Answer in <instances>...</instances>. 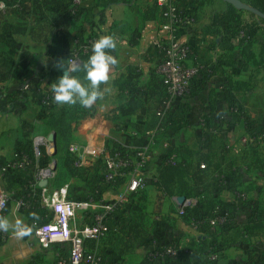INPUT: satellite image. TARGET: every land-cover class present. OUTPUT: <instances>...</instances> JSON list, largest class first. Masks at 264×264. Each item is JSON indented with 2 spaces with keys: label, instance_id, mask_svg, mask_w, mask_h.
<instances>
[{
  "label": "crops",
  "instance_id": "crops-1",
  "mask_svg": "<svg viewBox=\"0 0 264 264\" xmlns=\"http://www.w3.org/2000/svg\"><path fill=\"white\" fill-rule=\"evenodd\" d=\"M241 1L246 3L247 0ZM74 3L78 5L76 0ZM201 6L195 24L184 27L181 34L192 52L189 67L203 68L206 73L197 80L196 94L177 103L168 116L171 118L169 125L162 124L157 117L161 103L157 73L160 55L156 49L146 48L140 40L143 30L159 18L156 0H135L130 5L114 6L109 5V0H83L78 9L70 8L67 13L56 14L59 15L56 18L51 14L50 23L44 22L34 11L33 0H23L22 11L15 12L18 19L12 20L26 28L25 33L2 32L4 23L0 21V89L17 100L0 112V146L4 149L0 152V159L11 160L14 156L17 142L7 139H21L24 126L32 125L40 118L46 121L51 112L60 109L76 110L79 117L68 141L59 138L47 126V132L53 131L57 136L56 158H69L71 144L101 150L114 141L140 143L148 133L162 129L153 147L147 170L148 188L144 191L142 203L143 213L147 216L146 222L142 223L146 236L131 243L125 242L118 251L113 250L112 244L106 245L101 252L106 264H139L156 250L159 241L181 249L199 246L202 233L191 228L174 206L172 211L165 210L164 204L172 200L161 191L159 184L158 171L164 155L172 156L177 163H191L194 171L203 177L205 183L202 187L207 189L208 195L222 205L230 206L237 223H246L250 215L251 204H248L256 201L264 224V155L251 150L264 148V64L261 58L264 23L254 30L252 46L247 50L245 35L235 38L224 29L212 26L213 16L227 11L226 2L211 0ZM109 8L114 16L111 29L105 24ZM51 12L58 13V10ZM103 35L116 38L114 54L118 60L109 81L101 85L103 98L91 108L79 103H56L51 84L63 74L56 64L61 60L82 59V55L89 51V43L96 42ZM82 62L86 63L83 59ZM77 75L83 80V72ZM21 85L25 86L27 97L16 92ZM128 85L133 87L127 90ZM131 100L139 103L137 109L131 110ZM241 113L248 116L249 124ZM83 157L89 162L87 156ZM231 164L238 165L240 173L232 172ZM244 164L251 167L250 171H245ZM36 181L37 172L30 168L25 178H20L18 192H13L25 194L28 200L31 196L38 204L37 213H33V209L26 212L31 220L36 221L35 225L48 217ZM56 182L58 179L51 185L52 191L61 187ZM69 182L79 196L88 193L87 186L80 179L72 178ZM6 185L4 179L5 189ZM122 189L123 186L118 192L106 191L104 196L107 200H114ZM135 213L131 215L133 224L139 215ZM77 220L81 224L80 213ZM8 222L9 228L14 230L13 220L8 219ZM129 222L130 219L125 225L120 224L126 226ZM53 248L43 249L35 235L28 238L13 232L0 246V264L36 261L52 264L58 247L54 250L53 262H48L45 256ZM185 264L204 263L193 255ZM218 264H264V228L248 243L235 242L224 247Z\"/></svg>",
  "mask_w": 264,
  "mask_h": 264
},
{
  "label": "built area",
  "instance_id": "built-area-1",
  "mask_svg": "<svg viewBox=\"0 0 264 264\" xmlns=\"http://www.w3.org/2000/svg\"><path fill=\"white\" fill-rule=\"evenodd\" d=\"M76 2L80 6L83 4V0ZM156 3L160 9L159 18L143 30L140 40L146 48L156 49L161 58L157 73L165 91L160 100L162 110L157 115L163 120L168 118L178 102L196 94L197 80L206 73L203 68L189 67L188 60L192 52L181 34L184 27L195 24L197 8L202 3L200 0H156ZM22 4L23 0H0V15L5 16L10 8L18 9ZM105 24L108 29L114 25L111 8L106 11ZM94 43L91 41L87 50H91ZM76 61L82 63L81 58ZM1 121L0 115V124ZM36 122L40 124V121ZM161 131L148 133L146 142L141 146L114 141L109 147L98 150L88 145L71 144L70 169L78 172L75 178L87 186L89 191L84 196H79L71 183L51 190V185L58 177V160L51 155L54 144L49 140L53 131L37 134L30 143H17L11 160L0 159V219H14L20 223V214L33 209L31 196L28 200L25 194L9 192L3 186L5 176H13L19 183L20 178H25V174L33 168L37 172L36 182L42 192V206L48 214L47 219L36 225L35 236L45 250L58 246L52 264H106L101 253L87 250L86 243L105 240L110 222L121 219L125 225L129 221L133 214L132 198L148 188L147 170L152 161L155 140ZM83 156H87L89 162H85ZM93 177L108 183L123 181V189L114 200H107L104 194L95 197L88 187ZM171 200L177 214L198 232L202 233L205 223L216 228L227 221V214L223 211L203 213L198 198L177 196ZM13 202L16 208L10 216L8 212ZM79 213L81 224L77 220ZM10 237L9 230H0V246ZM191 256L193 253L188 247L181 249L159 241L156 250L139 264H185ZM210 260L217 263L219 257L214 254ZM31 264L46 263L36 261Z\"/></svg>",
  "mask_w": 264,
  "mask_h": 264
},
{
  "label": "trees",
  "instance_id": "trees-1",
  "mask_svg": "<svg viewBox=\"0 0 264 264\" xmlns=\"http://www.w3.org/2000/svg\"><path fill=\"white\" fill-rule=\"evenodd\" d=\"M135 0H109V5H130ZM211 0H200L201 3L207 2ZM246 4L259 12L262 16H259L252 12H247L241 9L234 7L231 4L227 3V11L217 13L213 16L212 26L217 29H224L230 36L238 37L241 35H245L244 42L246 43V49L248 50L252 46L253 40V32L259 26L260 23H264V0H247ZM34 11L39 13L44 22L50 23L52 20L51 14H55L54 18L59 16L63 12H68L70 8L78 9L74 0H33ZM202 6L197 8V14L195 19L198 18V13L200 12ZM52 10L57 11L51 12ZM22 6L18 9L10 8L7 11L5 16H1V20L3 21V27L1 29L2 32H7L11 34H20L25 33L26 28L16 25V22L12 19H18V16L15 15V12H21ZM59 14V15H56ZM195 20V21H196ZM31 35L34 37V33L31 32ZM91 55V50H89L86 54L82 55L83 61L87 62L88 57ZM261 58L264 64V44L261 50ZM133 86L128 85L127 90H130ZM159 90H161L160 94L163 95L165 91V86L160 78V86H158ZM21 97H27V91L25 90V86H19L16 91ZM34 94V93H33ZM17 100H15L13 95H9L4 89H0V112L7 110L9 105L14 104ZM233 99L231 100L232 103ZM131 110H135L139 107V103L131 100L130 102ZM234 108V106H233ZM162 110V104L160 103V107L157 113ZM249 124V118L245 113H241ZM79 117V112L76 110L70 111L66 109H60L56 112H51L47 117L46 121L44 118L37 119L40 121L39 125L32 126L33 130H36L38 134H48L49 130H53L59 136V138L64 141H68L70 138L75 126H77V120ZM158 117V116H157ZM159 118V117H158ZM171 123V118H165L162 120V124L169 125ZM48 126V129H47ZM28 127V125L24 126ZM24 136L27 137V134L24 133ZM146 137L142 138L140 143H132L134 145L141 146L146 142ZM252 153L255 154H263L261 151H264V148H254L251 149ZM69 151V147H68ZM46 153V152H45ZM261 160L262 158H256ZM58 160V181L60 179L68 178V180L75 178L78 175V172L70 169V161L69 158H57ZM255 160V161H258ZM253 161V160H252ZM232 172L240 173V168L236 164H231ZM245 171H250L251 167L249 165L244 164L243 166ZM159 180L161 184V191L166 192V194L170 197H187V198H198L203 213H213L216 210L223 211L227 214V221L225 224H222L216 228L210 226V224L205 223L202 230L201 239L199 240V246L190 247L193 255L197 256L199 259L203 260L204 264H218L214 263L210 260L211 255H218L220 258L221 251L224 247L228 245L235 244V242L240 243H248L253 237L257 235V233L263 231L264 224L262 222V212L258 206V203L254 201L253 203H249L250 205V215L245 224H239L235 221V216L233 214L230 206H224L216 199H212L208 195L207 189L202 187L205 183L203 177L200 175V172H195L191 163L188 162H180L177 163L172 159L170 155H164L161 159V165L159 167ZM7 183V191L9 192H18L19 186L18 182L13 176L7 175L4 177ZM124 182H106L103 179H99L97 177H93L92 180L88 183V187L95 197L102 196L106 191L118 192L119 188L123 186ZM192 185V186H191ZM144 192H141L139 195L132 198L133 205V214L138 212V218L133 224L134 217L130 218V222L126 226H121L120 221L110 222L109 224V234L107 238L103 241H88L86 243V247L88 251L92 252H102V248L106 245H111L115 251H118V247L122 246L125 242L131 243L133 240H140L146 236V232L144 229V224L146 222L147 216L143 213L142 203L144 202ZM241 199V197H238ZM36 202L32 201L33 204V213H37L39 211L38 204L34 207ZM136 207V209H135ZM138 207H141L138 210ZM115 241V242H114ZM84 264V263H83Z\"/></svg>",
  "mask_w": 264,
  "mask_h": 264
},
{
  "label": "clouds",
  "instance_id": "clouds-1",
  "mask_svg": "<svg viewBox=\"0 0 264 264\" xmlns=\"http://www.w3.org/2000/svg\"><path fill=\"white\" fill-rule=\"evenodd\" d=\"M116 47L114 36L103 35L92 45L86 63L70 59L59 61L56 67L63 74L51 84L55 102L69 105L79 103L85 108H91L98 99H102L104 91L101 85L109 81L112 68L118 63L114 54ZM80 72L84 73L83 80L77 75ZM9 226L6 219H0V230L6 231ZM15 231L20 236L29 234L27 226L19 222L15 225Z\"/></svg>",
  "mask_w": 264,
  "mask_h": 264
},
{
  "label": "rangeland",
  "instance_id": "rangeland-1",
  "mask_svg": "<svg viewBox=\"0 0 264 264\" xmlns=\"http://www.w3.org/2000/svg\"><path fill=\"white\" fill-rule=\"evenodd\" d=\"M11 1H14V0H11ZM217 5L219 6V4H217ZM220 6H221V4H220ZM0 21H1V16H0ZM1 49H2V47H1ZM34 125L37 126V125H39V123H37L35 121L32 125L29 124L28 127H25V129L23 128L21 139H20V137H15V138L7 139V140L14 141V142H17V143H19V142H25V143L27 142V143H30L32 141V139H34L36 137V135L38 134L36 130H33L32 129V126H34ZM24 133L27 134V137L24 136ZM4 134H6V133H4ZM0 139H1V137H0ZM120 143L126 144L125 142H120ZM3 150L4 149L0 146V152L3 151ZM55 157H56V155H55ZM56 183H58V185H60V186H64V185H66V184H68L70 182H69L68 178H64V179L62 178V179H60V181H58ZM164 205H165V210L167 208L169 209V211H172L174 209L173 208L174 205H173V203L170 200H168V202H166ZM15 208H16V204L13 202V204L11 206V209L8 212V215L12 216V212L14 211ZM20 215H19L20 216V223L23 224V225H25V226H27V228L29 229V234L28 235H25V236H27L28 238H31V237L33 238L34 235H35L36 227H37L35 225V222L36 221L33 220V219L31 220L30 217L26 214L25 211L22 212ZM16 224L17 223L13 219L14 230H11L9 228L8 229L9 230V234H11L13 232H16L15 231V225ZM32 240L34 241V239H32ZM56 247H58V246H54L53 250L49 252V254H48L49 256L48 255L45 256L47 258L48 262H50V263L54 261V252H55L54 250L56 249Z\"/></svg>",
  "mask_w": 264,
  "mask_h": 264
},
{
  "label": "water",
  "instance_id": "water-1",
  "mask_svg": "<svg viewBox=\"0 0 264 264\" xmlns=\"http://www.w3.org/2000/svg\"><path fill=\"white\" fill-rule=\"evenodd\" d=\"M223 1L228 3V4L233 5L234 7L238 8V9L248 11V12H252V13H255L259 16H262L259 12H257L255 9H253L252 7H250L248 4L244 3L241 0H223ZM49 140L52 141L54 144V149H53V152L51 155L55 156L56 151H57L56 150V148H57V136H56L55 132L49 136Z\"/></svg>",
  "mask_w": 264,
  "mask_h": 264
}]
</instances>
